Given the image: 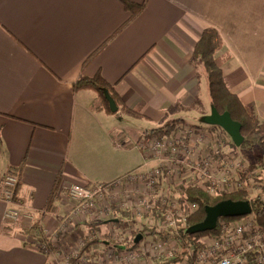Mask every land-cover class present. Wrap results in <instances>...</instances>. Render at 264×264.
<instances>
[{"label":"crops","instance_id":"1","mask_svg":"<svg viewBox=\"0 0 264 264\" xmlns=\"http://www.w3.org/2000/svg\"><path fill=\"white\" fill-rule=\"evenodd\" d=\"M130 17L120 0H0V193L4 175L23 164L18 198L48 209L45 231L51 239L60 236L44 252L30 232L6 223V203L0 198V264H61L62 245L101 219L109 224L97 234L108 235L103 244L109 248L112 232L129 227L125 221L131 223L133 213L116 207L103 218L77 215L75 201L58 190L156 167L161 160L139 142L148 134L155 137L151 130L168 122L178 120L213 135L224 130L202 123L212 104L206 69L193 55L205 27L219 31L230 54L222 68L228 88L264 123V0H147L126 24ZM98 73L121 96L126 109L120 115L100 110L94 90L75 89L81 76ZM193 139L189 158L208 147L198 134ZM222 150L247 163L255 160L228 140ZM195 169L184 162L181 173L163 179L162 192L178 194V186L184 191L198 183ZM241 194L251 200L264 191ZM66 219L70 229L63 236L59 231ZM105 250L90 264H102ZM138 264L159 263L145 256Z\"/></svg>","mask_w":264,"mask_h":264},{"label":"built area","instance_id":"2","mask_svg":"<svg viewBox=\"0 0 264 264\" xmlns=\"http://www.w3.org/2000/svg\"><path fill=\"white\" fill-rule=\"evenodd\" d=\"M224 131L213 135L179 122L171 133L151 138L148 134L139 142L149 156L161 160L151 170L129 173L112 182L71 183L58 190V194L75 201L73 213L77 215L84 213L94 219L103 218L116 207L133 213L135 219H131V223L125 221L129 227L110 235L112 245L103 253L102 264H138L145 256L150 263L157 261L159 264H264V223L250 214L221 219L216 233L199 239V245L189 242L182 254L173 237L178 234L180 225H185L188 217L200 207L195 201L182 199L180 186L178 194L173 190L162 192L163 179L181 173L184 162L190 161L191 167L196 168L197 184L212 196L222 192L256 196L264 191V168L259 163L253 165L235 154L225 153L222 150L225 141L232 138ZM195 134L208 147L189 158L187 153L196 147L192 145ZM17 183L16 174L4 175L0 193L6 203L4 219L8 224L27 221L34 242L48 252L57 242L45 231L44 216L49 211L38 210L29 201L16 200ZM69 222L70 219L63 221L61 234L69 231ZM161 232L171 235L163 238ZM40 234L45 241L38 238ZM138 234L142 237L135 241ZM90 262H93L91 258L85 264Z\"/></svg>","mask_w":264,"mask_h":264},{"label":"trees","instance_id":"3","mask_svg":"<svg viewBox=\"0 0 264 264\" xmlns=\"http://www.w3.org/2000/svg\"><path fill=\"white\" fill-rule=\"evenodd\" d=\"M120 1L123 3L125 8L131 12V17L126 22V24L134 17H136L139 13H141L147 3V0H144L143 2H136L133 0ZM124 26H122L118 30V32L122 30ZM107 43L108 40L101 44V46H99L97 49H95L86 58V61L88 62L95 58ZM193 57L194 60L200 61L206 69L212 107H216L217 110L221 113L228 111L234 120L241 123V133L244 137V140L243 144L240 147L249 150H263V154L258 156L252 164L255 165L259 163L264 168V123L255 115L254 108L251 104L244 103L237 94H235L228 88L222 68L224 63L230 58V54L228 50H226L222 37L216 28L212 26H207L204 28L197 42ZM74 87L75 89L94 90L98 96L99 109L104 110L109 114L120 115L121 109H126V106L123 103L121 96L116 91L114 84L108 82L101 73H98L93 77H88L85 75L81 76L74 84ZM112 102H114L113 106L116 107V109L113 108ZM177 123H179L178 120L168 122L163 126L152 129L151 133H154L156 135L169 134L175 128ZM231 142L233 146H237L232 139ZM22 171L23 164L12 167L9 171L10 173L16 174L18 177V183L15 188V198L18 201H23L19 199L17 195L21 185ZM228 198L234 200H250L246 195L241 193H220L216 196H212L211 194L200 189L199 185L195 182L184 186L182 199L195 201L199 203L200 207L199 210L188 217L185 225H180L178 234H173V237L178 241L181 249V252L179 254L183 253L189 242H194V244L199 245L198 240L201 237L211 235L218 231L219 225H217V227L213 230L199 233L188 232V227L202 221L205 218V208L207 205H214L217 202ZM54 199L55 197L52 196V198L49 200V203L54 202ZM250 201L253 206V213L255 214L258 222L264 223V196H258L251 199ZM239 217L241 216L222 217L219 219V222L223 218L234 219ZM121 220L119 222H121ZM112 222L119 225L115 220H113ZM28 224L29 223L27 221H24L19 224H10V226L17 227L19 230L29 233L32 229ZM161 233L163 238H168L171 235L164 232ZM38 238H40L42 242L46 240V238L41 236V234L38 236ZM96 242H101L103 244L107 242V239L96 238L87 241L85 250L91 251L92 246L94 244H97ZM51 248L47 253L51 251Z\"/></svg>","mask_w":264,"mask_h":264},{"label":"water","instance_id":"4","mask_svg":"<svg viewBox=\"0 0 264 264\" xmlns=\"http://www.w3.org/2000/svg\"><path fill=\"white\" fill-rule=\"evenodd\" d=\"M114 102H112V106ZM114 109L116 107L113 106ZM209 124L223 128L232 138L237 146L243 144L244 137L241 133V123L234 120L228 111L219 112L216 107H212L211 114L205 118ZM205 218L188 227V232L199 233L213 230L217 227L218 221L222 217L245 216L253 212L250 200H234L231 198L221 200L214 205H207L205 208ZM142 234H138L135 241H139Z\"/></svg>","mask_w":264,"mask_h":264},{"label":"rangeland","instance_id":"5","mask_svg":"<svg viewBox=\"0 0 264 264\" xmlns=\"http://www.w3.org/2000/svg\"><path fill=\"white\" fill-rule=\"evenodd\" d=\"M204 124H208L209 126L213 124H209L207 122H202ZM238 150L246 155L247 157H251L252 160L255 158H257L258 156L263 154V150L261 149H244L241 148L240 146H237ZM249 162H251L249 160ZM253 162V161H252ZM103 219H101V223L96 224V223H88V225L86 224L85 227H83V229L78 230L77 234H72L73 235V239L71 241H69L67 244L62 245V249L58 252V259L61 262V264H85L88 262V260L92 257H94L95 255L97 257H99V253H101L100 250H105L108 247H105L104 244H102L101 242H96L97 244H94L92 246V250L91 251H87L85 250L86 245H87V241L96 239V238H106L108 235H103V234H97V232L100 231V229H102L101 225L102 224H109L108 223H103L102 222ZM118 224L120 225L121 222H118ZM99 225V227H98ZM111 225V224H110ZM108 225V227L110 226ZM92 226V227H91ZM113 227H115L114 224H112ZM76 227V226H75ZM91 227V228H90ZM107 227V228H108ZM110 229H106L104 233H107ZM50 235V234H49ZM63 236H65V234H62ZM61 235V236H62ZM60 238V236H56L54 239H52L53 241H58ZM59 246H61L59 244ZM93 250H95L93 252ZM98 253V255H97ZM103 253V252H102ZM93 254V255H92Z\"/></svg>","mask_w":264,"mask_h":264}]
</instances>
